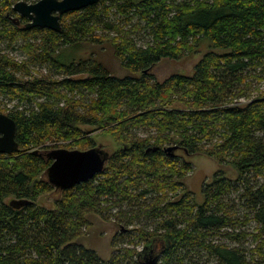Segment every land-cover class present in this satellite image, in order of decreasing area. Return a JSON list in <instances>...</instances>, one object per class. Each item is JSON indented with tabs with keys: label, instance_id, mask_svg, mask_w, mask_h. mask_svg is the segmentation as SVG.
Segmentation results:
<instances>
[{
	"label": "trees",
	"instance_id": "16d2710c",
	"mask_svg": "<svg viewBox=\"0 0 264 264\" xmlns=\"http://www.w3.org/2000/svg\"><path fill=\"white\" fill-rule=\"evenodd\" d=\"M17 1L0 0V94L19 145L0 153V264H141L133 239L155 241V264H264V0H99L63 14L60 32L16 25ZM17 42L24 61L7 51ZM85 43L108 44L125 75L68 54ZM201 49L191 75L150 72ZM79 125L107 128L121 148L93 179L55 190L38 147H93ZM196 153L235 173L214 172L198 204L185 185ZM53 191L54 209L35 203ZM91 216L121 227L107 260L77 241Z\"/></svg>",
	"mask_w": 264,
	"mask_h": 264
},
{
	"label": "rangeland",
	"instance_id": "374dc122",
	"mask_svg": "<svg viewBox=\"0 0 264 264\" xmlns=\"http://www.w3.org/2000/svg\"><path fill=\"white\" fill-rule=\"evenodd\" d=\"M29 2H33L34 0H28ZM13 16L19 17L17 13L13 14ZM23 22H21L20 27L23 26ZM21 42H17L14 45V49L11 47L8 48V52L11 57L17 61H24L27 57L26 52L21 48ZM5 48V46H2ZM11 51V53H10ZM205 50L201 49V51L193 56L181 57L179 59L173 58H162L160 61L155 63L150 72L153 75L154 79L158 82H163L172 74H184L191 75L193 71V67L195 64L201 59ZM68 54L73 56L75 59L78 58H95L97 61L104 64L112 74L116 76L125 75L126 71L121 68L119 62L115 58L112 49L108 44L103 45H88L85 43L83 46H79L69 50ZM69 56V57H70ZM85 75H78L75 78H82ZM12 102H9L7 97H4L0 94V112L7 113L5 108H10L12 106ZM175 106H179L176 104ZM79 127L86 132L87 136L94 141V146L99 144L109 152L111 155L113 152L121 148V144L116 142L114 138L105 133L107 130L100 129L97 126H86L79 125ZM82 138L79 139V141ZM78 142V141H77ZM71 142L69 140H58V141H49L42 146H39L38 149H53V148H65V149H87L85 144ZM74 144V145H73ZM179 154L181 152L178 151ZM186 159L192 163V170L188 173L185 178V185L190 192H192V196L195 203H201L203 201L202 187L205 183H209L211 178L218 169L223 168L225 175L231 178L235 177L234 169L230 166L220 167L218 163L212 158L206 156L205 154H191L186 156ZM60 198V193L55 191L45 193L40 195L35 203L39 206H43L49 209H54L55 201ZM92 224L85 230V234L80 237L77 241L83 245L84 247L93 250L100 258L107 260L111 257L115 248L111 246L112 240L114 238L119 240V234L121 231L120 225L113 221H104L98 216L88 217ZM255 223L251 222L243 228L242 230L252 232L254 230ZM219 237V236H218ZM134 244L130 245V247L134 246L137 250H140L143 246V243L137 241V239H133ZM245 247L253 248L255 243L250 238V233H247V239L244 242ZM125 246V245H122Z\"/></svg>",
	"mask_w": 264,
	"mask_h": 264
},
{
	"label": "water",
	"instance_id": "95a60500",
	"mask_svg": "<svg viewBox=\"0 0 264 264\" xmlns=\"http://www.w3.org/2000/svg\"><path fill=\"white\" fill-rule=\"evenodd\" d=\"M99 0H36L34 2L17 1L12 9L20 17L25 18L24 27L46 28L56 32L62 29L61 16L70 11L82 10L90 5L97 4ZM16 25L20 20L10 17ZM16 123L7 114L0 112V153L10 155L19 150L15 140ZM178 146L172 145L164 149L168 156L173 157ZM156 149V148H153ZM39 150H35L37 153ZM42 154L52 160L45 171L47 181L55 190H67L75 185L93 179L101 173L109 158V152L101 144L91 148L65 149L53 148L42 150ZM16 205L29 203L27 200L14 202ZM154 240L146 243L138 252L137 258L141 264H155L159 253L155 251Z\"/></svg>",
	"mask_w": 264,
	"mask_h": 264
},
{
	"label": "flooded vegetation",
	"instance_id": "af4514ba",
	"mask_svg": "<svg viewBox=\"0 0 264 264\" xmlns=\"http://www.w3.org/2000/svg\"><path fill=\"white\" fill-rule=\"evenodd\" d=\"M20 17V16H19ZM22 22V20H20L19 24ZM26 22V21H25ZM159 250V247L157 246L155 251H158Z\"/></svg>",
	"mask_w": 264,
	"mask_h": 264
}]
</instances>
